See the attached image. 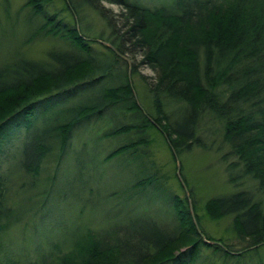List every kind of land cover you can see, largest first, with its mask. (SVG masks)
Segmentation results:
<instances>
[{
  "label": "trees",
  "instance_id": "16d2710c",
  "mask_svg": "<svg viewBox=\"0 0 264 264\" xmlns=\"http://www.w3.org/2000/svg\"><path fill=\"white\" fill-rule=\"evenodd\" d=\"M46 1L28 0L26 5L42 19L38 34L57 39L60 47L47 51L40 61L16 55L0 66V164L8 163L5 171L0 170V264H194L202 248L236 259L263 246L264 0H175L171 6L153 8L128 0H68L67 9L84 5L105 21L115 49L105 46V52L60 18V12L49 14ZM102 3L122 11L113 14ZM121 56L133 57L134 62L140 58L132 66L134 72L145 66L154 74L151 83L144 81L153 97V122L136 105L128 60ZM165 100L182 105V116L173 123L164 114ZM106 112L130 113V123L117 126L104 139L133 133L138 142L115 147L103 163L131 156L149 126L166 134L169 146L179 152L182 146L187 150L192 143L196 146L203 116L222 121V140L229 153L221 160L228 181L249 183L255 189L211 198L205 211L214 220L233 216L242 248L220 240L216 242L221 245L205 243L193 224L187 198L171 191L160 194L163 200L174 201L169 229L150 218L126 219L112 210L111 217L104 214L107 209L99 212L107 229H85L73 216L72 222L64 220L71 223L56 233V239L51 235L31 244L33 256L3 242L2 232L12 215L6 196L10 162L30 181L37 179L47 158L54 157L56 178L74 128ZM20 130L23 136L14 147L11 139ZM139 173L136 186L155 183ZM52 178L44 191V206L51 200ZM196 219L199 222L197 215Z\"/></svg>",
  "mask_w": 264,
  "mask_h": 264
},
{
  "label": "rangeland",
  "instance_id": "374dc122",
  "mask_svg": "<svg viewBox=\"0 0 264 264\" xmlns=\"http://www.w3.org/2000/svg\"><path fill=\"white\" fill-rule=\"evenodd\" d=\"M27 1L0 0V66L16 55L34 61L43 60L47 51L58 49L61 45L57 39L45 38L42 37V33L38 34L42 19L33 15L32 8L26 5ZM128 1L153 8L171 6L175 0ZM67 2L68 0H48L44 7L49 14L60 12V18L74 25L77 32L95 49L105 52L104 47L110 45L111 41V31L105 21L96 11L84 5L76 4L75 8L67 9ZM102 6L111 10L113 14L122 11L121 7L108 3H102ZM124 58L128 60L136 105L150 116L152 121L156 118L153 97L144 81L151 83L154 74L145 66L138 67L137 72L133 71L132 66L140 59L139 57L135 62L133 57ZM141 77H144L143 80ZM108 112L99 117L91 116L89 120L82 121L74 128L72 138L60 160L61 167L56 178H52L57 164L54 157L47 158L37 179L30 181L10 162L12 174L6 196L12 215L8 226L2 232V241L12 243L17 251H24L25 255L32 253L33 256L34 247L32 248L31 244L37 245L46 236L51 235L56 239V233L65 225H69L73 216L77 217V221L85 229L94 232L107 229V224L101 225L103 221L101 216L110 210L113 214L119 213L123 218L127 217L126 219L150 218L169 229L172 224L174 201L163 200L160 194L164 195L166 191H171L182 199L187 198L188 206L190 201V214L192 213L199 229L206 237L212 239V242L220 240L225 244H231L236 250L242 248L244 244L237 241L232 227L233 216L214 220L210 219L205 211V205L211 198L240 190L253 193L255 189L249 183L234 185L228 181L225 162L221 160L224 154L229 153L222 140L224 123L208 115L203 116L197 126L196 146L192 143L189 150L182 146L179 152L169 146L163 133L149 126L141 135L142 140L135 146L131 156L125 154L117 160L103 163L104 158L115 147L128 144L129 141L138 142L133 133H121L116 137L118 139H104V135L112 132L117 126L130 123L128 121L130 113ZM182 112L180 103L165 100L164 114L169 122L173 123L181 118ZM21 132L22 130L11 139L14 147L19 146V139L23 136ZM145 138L146 142L143 140ZM118 141L120 144H116ZM199 145L204 147H198ZM177 162L180 164L179 175L184 186L177 176ZM0 166L3 172L8 163H1ZM140 170L144 172L143 179L152 178L155 183L136 186L141 176ZM51 178V188L53 187L51 200L44 206L46 193L44 191L48 190L46 186L50 184ZM33 182H36L35 187L32 185ZM157 186L158 191H155ZM92 205H96L95 208ZM107 209L106 213L99 214ZM25 210L27 212H22ZM20 213L21 216L18 215ZM112 213L109 212L111 217L114 216ZM67 219L71 222H64ZM114 222L117 221L109 223ZM194 264H264V245L257 248V251H248L236 259H226L219 253L213 255L211 249L202 248L200 258Z\"/></svg>",
  "mask_w": 264,
  "mask_h": 264
},
{
  "label": "water",
  "instance_id": "95a60500",
  "mask_svg": "<svg viewBox=\"0 0 264 264\" xmlns=\"http://www.w3.org/2000/svg\"><path fill=\"white\" fill-rule=\"evenodd\" d=\"M108 46L114 50V48H113L112 46H110V45H108ZM121 57H122L123 59L126 60V58H124L123 56H121ZM128 79H129V84H130V86H132L131 81H130V68H129V71H128ZM158 128H159V127H158ZM159 129H160V128H159ZM160 130H161V129H160ZM163 136L166 138V140H167V142H168V139H167L166 134H163ZM173 154H174V156H175V158H176V160H177V157H176L175 153H173ZM179 170H180V164L177 162V176H178L179 180L181 181L182 185L184 186V184H183V182H182V180H181V178H180V175H179ZM190 205H191V203H190V201H189V206H190ZM189 208H190V207H189ZM190 211H191V209H190ZM191 215H192V213H191ZM192 219H193V222H194V225H195V228H196L198 234L201 236L202 240H203L205 243L214 244V245H221V244L218 243V242H209V241H207V240L205 239L204 235L201 233V231H200L198 225L196 224L193 215H192Z\"/></svg>",
  "mask_w": 264,
  "mask_h": 264
}]
</instances>
